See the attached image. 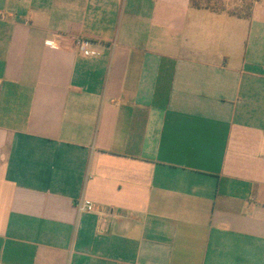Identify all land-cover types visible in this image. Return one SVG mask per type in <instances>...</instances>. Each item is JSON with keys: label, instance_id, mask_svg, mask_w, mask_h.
I'll return each instance as SVG.
<instances>
[{"label": "crops", "instance_id": "crops-1", "mask_svg": "<svg viewBox=\"0 0 264 264\" xmlns=\"http://www.w3.org/2000/svg\"><path fill=\"white\" fill-rule=\"evenodd\" d=\"M0 264H264V0H0Z\"/></svg>", "mask_w": 264, "mask_h": 264}, {"label": "rangeland", "instance_id": "rangeland-1", "mask_svg": "<svg viewBox=\"0 0 264 264\" xmlns=\"http://www.w3.org/2000/svg\"><path fill=\"white\" fill-rule=\"evenodd\" d=\"M220 10L225 9L226 11H234L237 13H244L251 9L254 0H206L205 3Z\"/></svg>", "mask_w": 264, "mask_h": 264}, {"label": "built area", "instance_id": "built-area-1", "mask_svg": "<svg viewBox=\"0 0 264 264\" xmlns=\"http://www.w3.org/2000/svg\"><path fill=\"white\" fill-rule=\"evenodd\" d=\"M78 49L80 52L89 55L91 52L88 50V47L86 45V42L81 41L78 42ZM78 210L82 213H92L96 210V205L94 202L88 199H82L77 202L76 204Z\"/></svg>", "mask_w": 264, "mask_h": 264}, {"label": "trees", "instance_id": "trees-1", "mask_svg": "<svg viewBox=\"0 0 264 264\" xmlns=\"http://www.w3.org/2000/svg\"><path fill=\"white\" fill-rule=\"evenodd\" d=\"M192 1V5L196 8H207V9H212V10H215V11H226L225 9H216L212 6L209 5V2L208 3H205L206 0H191ZM209 1V0H208ZM257 0H254V3L253 5L251 6V9H249L247 12H244V13H237V12H234V11H228L230 14H233V15H236L238 17H243V18H250L252 16V8L255 4Z\"/></svg>", "mask_w": 264, "mask_h": 264}]
</instances>
